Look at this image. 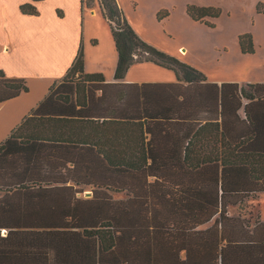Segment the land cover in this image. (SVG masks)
I'll list each match as a JSON object with an SVG mask.
<instances>
[{
	"label": "trees",
	"instance_id": "obj_1",
	"mask_svg": "<svg viewBox=\"0 0 264 264\" xmlns=\"http://www.w3.org/2000/svg\"><path fill=\"white\" fill-rule=\"evenodd\" d=\"M36 1L21 13L36 15ZM93 2L117 53L113 80L84 72L80 43L0 144V264H264V220L227 213L264 192V81H208L141 40L117 0L81 5ZM186 13L211 27L219 14ZM238 42L254 52L250 34ZM135 62L176 81L121 82ZM26 91L0 70V102Z\"/></svg>",
	"mask_w": 264,
	"mask_h": 264
},
{
	"label": "rangeland",
	"instance_id": "obj_2",
	"mask_svg": "<svg viewBox=\"0 0 264 264\" xmlns=\"http://www.w3.org/2000/svg\"><path fill=\"white\" fill-rule=\"evenodd\" d=\"M119 1V2H118ZM135 33L145 43L162 53L200 71L208 81L237 82L241 86L264 81V0H117ZM212 7L219 14L208 19L214 25L192 20L187 5ZM96 8V2L92 3ZM97 45L92 49L103 57V77H112L117 62L109 27L97 13ZM250 34L253 53L240 51L238 37ZM84 53V52H83ZM76 77V76H75ZM127 82H174L172 68L153 62L132 64L126 74ZM72 80V79H70ZM74 82L79 79L73 78ZM78 197L89 198L92 187L79 186ZM86 192L90 194L86 195ZM113 198L123 193L112 192ZM230 216L264 220V192L245 198L236 205L229 204Z\"/></svg>",
	"mask_w": 264,
	"mask_h": 264
},
{
	"label": "crops",
	"instance_id": "obj_3",
	"mask_svg": "<svg viewBox=\"0 0 264 264\" xmlns=\"http://www.w3.org/2000/svg\"><path fill=\"white\" fill-rule=\"evenodd\" d=\"M27 1L0 0V70L8 78L24 79L28 87L0 102V144L66 74L80 43L84 72L103 73L104 59L92 49L98 41L97 7H84L82 0H39L34 2L37 14L28 15L19 8ZM109 32L111 36L110 27ZM105 80L111 82L113 76H105ZM128 80L124 76L121 82L133 83Z\"/></svg>",
	"mask_w": 264,
	"mask_h": 264
},
{
	"label": "water",
	"instance_id": "obj_4",
	"mask_svg": "<svg viewBox=\"0 0 264 264\" xmlns=\"http://www.w3.org/2000/svg\"><path fill=\"white\" fill-rule=\"evenodd\" d=\"M90 194L89 192H86V195Z\"/></svg>",
	"mask_w": 264,
	"mask_h": 264
}]
</instances>
